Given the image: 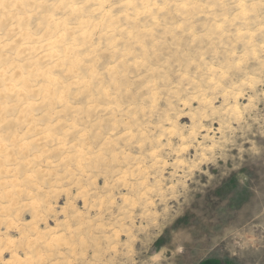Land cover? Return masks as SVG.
Returning <instances> with one entry per match:
<instances>
[{"label": "rangeland", "instance_id": "obj_1", "mask_svg": "<svg viewBox=\"0 0 264 264\" xmlns=\"http://www.w3.org/2000/svg\"><path fill=\"white\" fill-rule=\"evenodd\" d=\"M13 1L0 264H264V0Z\"/></svg>", "mask_w": 264, "mask_h": 264}, {"label": "bare ground", "instance_id": "obj_2", "mask_svg": "<svg viewBox=\"0 0 264 264\" xmlns=\"http://www.w3.org/2000/svg\"><path fill=\"white\" fill-rule=\"evenodd\" d=\"M1 1H2V0H1ZM1 1H0V2H1ZM5 1H6V0H5ZM11 1H13V0H11ZM22 1H23V0H14L13 3H14V2H15V3H21ZM26 1H28V0H26ZM24 2H25V1H24ZM15 3H14V4H15ZM22 3H23V2H22ZM71 7H72V6H71ZM71 7H70V8H71ZM72 8H73V7H72ZM73 11H74V10H73ZM76 11H77V10H76ZM76 11H75V12H76ZM17 30H18V29H17ZM15 33H16V32H15ZM23 33H24V32H23ZM16 34H17V33H16ZM16 34H15V35H16ZM62 36H63V35H62ZM18 37H19V36H18ZM58 37H60V36H58ZM60 38H61V37H60ZM56 39H57V38H56ZM20 40H21V39H20ZM59 40H60V39H59ZM59 40L57 39L56 41L58 42ZM56 41H55V42H56ZM52 42H53V41H52ZM55 42H54V43H55ZM59 43H60V42H59ZM49 44L51 45V42H49ZM52 44H53V43H52ZM57 44H58V43H57ZM46 45H48V44H46ZM46 45H45V47H46ZM55 45H56V44H55ZM48 47H49V45H48ZM3 48H4V47H3ZM51 48H52V46H51ZM48 49H50V48H48ZM48 49H47V50H48ZM52 49L54 50V48H52ZM51 51H52V50H51ZM51 51H50V52H51ZM48 52H49V51H48ZM51 54H52V53H51ZM44 55H45V54H44ZM54 55H55V54H54ZM54 55H53V56H54ZM46 57H47V56H46ZM46 57H45V58H46ZM29 106H30V105H29ZM258 228H259V227H258Z\"/></svg>", "mask_w": 264, "mask_h": 264}, {"label": "trees", "instance_id": "obj_3", "mask_svg": "<svg viewBox=\"0 0 264 264\" xmlns=\"http://www.w3.org/2000/svg\"><path fill=\"white\" fill-rule=\"evenodd\" d=\"M204 264H211V263L210 262H207V263L205 262Z\"/></svg>", "mask_w": 264, "mask_h": 264}]
</instances>
